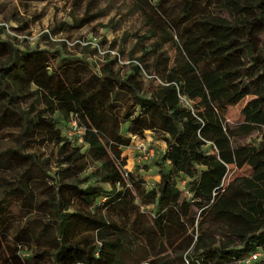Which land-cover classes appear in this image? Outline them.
<instances>
[{
  "label": "trees",
  "instance_id": "16d2710c",
  "mask_svg": "<svg viewBox=\"0 0 264 264\" xmlns=\"http://www.w3.org/2000/svg\"><path fill=\"white\" fill-rule=\"evenodd\" d=\"M135 2L149 28L124 76L116 59L95 66L0 37V144H16L0 145V264H174L150 260L167 249L177 264H239L264 252V0ZM246 97L231 126L225 112ZM55 117L75 122L78 138ZM147 131L165 144L151 189L122 156ZM254 132L257 144L239 142ZM49 145L55 176L25 152ZM90 161L95 181L82 187ZM228 164L250 175L224 184ZM106 210L127 211L128 224ZM77 225L88 233L74 236Z\"/></svg>",
  "mask_w": 264,
  "mask_h": 264
},
{
  "label": "rangeland",
  "instance_id": "374dc122",
  "mask_svg": "<svg viewBox=\"0 0 264 264\" xmlns=\"http://www.w3.org/2000/svg\"><path fill=\"white\" fill-rule=\"evenodd\" d=\"M86 14L95 15L93 21L81 28H76L77 22L84 18ZM149 26L145 24L144 16L136 7L135 0H50L48 2H33L27 5L18 4L9 0H0V37L9 40L21 50L47 49L54 54H59L68 60L86 58L88 62L99 66L104 60L116 59V68L120 76L130 72L129 63L141 55L142 46H137V40L147 34ZM154 40L144 41L143 46H149ZM93 44H98L101 52L95 49ZM100 44V45H99ZM167 55L171 58L174 51L168 46H164ZM115 52V55L110 52ZM106 56V57H105ZM151 61V59H150ZM149 74L143 73V87L149 92L156 91L158 82L149 84ZM249 97L244 98L237 105L228 108L225 112V119L231 125H237L243 121L241 109ZM42 105H37L41 108ZM61 135L66 140H75L81 132L73 131L71 122L55 117ZM260 140L259 132H254L249 137L239 140L242 144H257ZM80 142V141H79ZM142 142L147 151H152L150 158L144 159L142 153L136 146ZM1 146L15 147L14 141L7 140ZM165 150V144L156 140L152 133L145 132L142 138L132 137L131 145L123 149L122 156L126 158L127 171L138 170L144 180L146 189H151L159 181L158 163ZM27 153H34L38 164L50 176H55L59 169L56 160V148L45 146L25 149ZM96 163L90 161L88 168L77 176L79 179L86 178V182L81 186L94 183L91 172L96 167ZM228 172L224 179V184L231 182L234 178L247 177L250 175L248 166L235 168L232 164L227 165ZM105 190H110L107 184H101ZM180 188L181 185L178 183ZM108 220H114L119 226L125 227L129 222L128 212L116 214L110 210L104 211ZM83 225H77L73 229L76 237L87 234ZM189 251V250H188ZM187 251V252H188ZM31 249L25 248L20 251L21 257H30ZM186 253L181 254L185 259ZM175 254L171 249L158 252L156 256L150 255V260L162 261L172 260L178 263ZM142 264H148L146 262Z\"/></svg>",
  "mask_w": 264,
  "mask_h": 264
},
{
  "label": "built area",
  "instance_id": "2783aa9c",
  "mask_svg": "<svg viewBox=\"0 0 264 264\" xmlns=\"http://www.w3.org/2000/svg\"><path fill=\"white\" fill-rule=\"evenodd\" d=\"M94 48H96V50L99 52V53H103L101 52L100 50V47L98 46V44H93ZM112 54L115 55V52H110ZM72 125H73V131L75 132H81L82 130L80 128H78L75 124V122H71ZM136 148L142 153L143 155V158L144 159H147V158H150L153 154L152 151H147L146 150V147H145V144H143L142 142H139V144L136 146ZM186 194L188 195V193L186 192ZM262 259L264 260V252L263 251H257L255 253H253L252 255H250L249 257L243 259L239 264H257V262Z\"/></svg>",
  "mask_w": 264,
  "mask_h": 264
}]
</instances>
